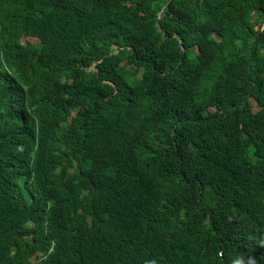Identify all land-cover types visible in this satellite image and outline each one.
Returning <instances> with one entry per match:
<instances>
[{"label": "trees", "instance_id": "16d2710c", "mask_svg": "<svg viewBox=\"0 0 264 264\" xmlns=\"http://www.w3.org/2000/svg\"><path fill=\"white\" fill-rule=\"evenodd\" d=\"M16 1L44 16L27 42L0 0V264H264V0Z\"/></svg>", "mask_w": 264, "mask_h": 264}, {"label": "clouds", "instance_id": "9594fccd", "mask_svg": "<svg viewBox=\"0 0 264 264\" xmlns=\"http://www.w3.org/2000/svg\"><path fill=\"white\" fill-rule=\"evenodd\" d=\"M8 1L12 6H15V8L17 9L16 16H14L17 18V20L16 22H12L16 31L29 33L30 38L26 40L27 42H32L35 39L38 40V36L40 34V32L38 31H40L41 29V23H39V19L40 17L44 16L43 13H41L40 11L27 8L23 6V4L17 2L16 0H8ZM70 4H71L70 0H59L57 2V6L59 7V9H64L67 5H70ZM1 9H2V6L0 5V11ZM255 30H256L257 35H259L262 32V30H264V24H263L262 29L256 28ZM88 43H84V45L81 48H76L75 46H73L70 51L74 52L76 50H82L86 48ZM117 44H118V41L113 40V45L111 46V53L109 57L117 56L119 52L123 51L124 49L127 51H130V47L119 48ZM76 54L81 57L82 61L84 60L85 58L84 53H76ZM102 62L103 61L92 60L88 63L87 66H82L81 64H78V68L84 72L83 80H86V82L88 83H92L93 80L96 81L100 79L102 75V69H99L98 66H100ZM43 66L44 64L41 65L35 72L28 71V70L27 71L28 73H30V75H37L41 72ZM102 83L111 85L113 88H116L113 82L111 81L102 80ZM29 89L30 87L28 88V90ZM75 125H79L80 128L83 129V131L84 130L86 131L87 129L86 128L87 122L78 123V122L73 121L72 118L67 119L65 122L59 123V127L62 130L61 132H66L68 135H74L73 130L75 129ZM74 137H77V136L74 135ZM120 137L122 139L123 138L126 139L127 135L125 134L124 136H120ZM150 162L151 160L149 161V168L151 169L153 165H151ZM71 172L72 171L70 169H66L62 171L58 169H54L45 175V180H46L45 183H46L47 189L49 190L48 199L51 205H62L65 202H67L68 197H70L71 195L70 190H68V183H70ZM88 195L89 193L87 190L86 196ZM111 205L112 203H108V202L106 203V201H104L103 214L96 213V216L94 217L92 225L90 227L95 232L91 234V237L87 236L85 238V241H88L89 243L95 246L98 241H102L100 237H102L101 235V233H103L102 229L107 231V220H108V214L111 212L110 211ZM82 244H83V241H77L76 244L74 245L75 251L78 255L80 254V251L76 247L80 248L82 247ZM259 245L262 248V250H264V235L262 236ZM137 252H140L142 254L144 253L141 248H138ZM127 255H130V253H127ZM62 257L67 258V252H65L64 250L62 251ZM245 257L249 264H258V262L255 260L254 257L252 256H245ZM121 258L122 256L118 257V259H121ZM138 264H153V261L152 260L149 261V258H145V259H142ZM155 264H160V263H155ZM231 264H235V263H231ZM236 264H239V261H237Z\"/></svg>", "mask_w": 264, "mask_h": 264}]
</instances>
